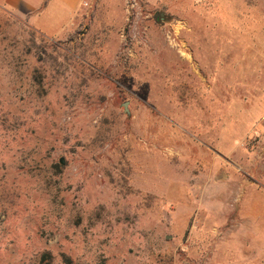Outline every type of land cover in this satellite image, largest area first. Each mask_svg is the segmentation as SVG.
I'll list each match as a JSON object with an SVG mask.
<instances>
[{"label": "rangeland", "instance_id": "374dc122", "mask_svg": "<svg viewBox=\"0 0 264 264\" xmlns=\"http://www.w3.org/2000/svg\"><path fill=\"white\" fill-rule=\"evenodd\" d=\"M0 264H264V0L0 7Z\"/></svg>", "mask_w": 264, "mask_h": 264}, {"label": "crops", "instance_id": "0c3cea01", "mask_svg": "<svg viewBox=\"0 0 264 264\" xmlns=\"http://www.w3.org/2000/svg\"><path fill=\"white\" fill-rule=\"evenodd\" d=\"M81 0H0V7L26 14L31 25L56 37L74 20Z\"/></svg>", "mask_w": 264, "mask_h": 264}, {"label": "trees", "instance_id": "16d2710c", "mask_svg": "<svg viewBox=\"0 0 264 264\" xmlns=\"http://www.w3.org/2000/svg\"><path fill=\"white\" fill-rule=\"evenodd\" d=\"M55 168H56V171L58 172L59 171L58 169H60V163L59 162L57 164H55ZM64 259L68 262V260L65 257H64Z\"/></svg>", "mask_w": 264, "mask_h": 264}, {"label": "water", "instance_id": "95a60500", "mask_svg": "<svg viewBox=\"0 0 264 264\" xmlns=\"http://www.w3.org/2000/svg\"><path fill=\"white\" fill-rule=\"evenodd\" d=\"M123 107H124V110L126 111V106L124 105Z\"/></svg>", "mask_w": 264, "mask_h": 264}]
</instances>
